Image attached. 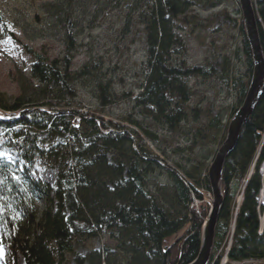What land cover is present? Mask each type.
<instances>
[{
	"label": "trees",
	"instance_id": "trees-1",
	"mask_svg": "<svg viewBox=\"0 0 264 264\" xmlns=\"http://www.w3.org/2000/svg\"><path fill=\"white\" fill-rule=\"evenodd\" d=\"M152 1L143 13L148 77L135 102L146 115L164 120L174 128L180 124L189 102L185 81L194 76L209 77L212 70L209 67L189 70L172 60L174 54L184 49L175 23L187 13L192 1ZM252 1L264 52V0ZM67 3L71 0H59L47 7L49 14L59 17L57 22L67 23L65 58L51 60L27 49L34 58L31 72L37 84L24 86L12 105L0 100V111L7 114L0 116V152L9 149L28 167L42 163L58 171L56 190L32 182L27 192L15 178L14 168L0 160V228L3 236L9 234L8 240L4 238V246L20 253L25 264H65L66 256L75 254L77 241L110 233L118 241L116 248L127 264H191L199 256L202 230L210 211L208 205H201L198 212L192 209L195 199L205 200L201 188L211 193L206 171L202 184L200 177L196 179L186 172L180 176L177 171L163 167L135 129L143 130L147 137L153 134L138 121H131L135 129L128 130L118 123L71 109L77 98L76 85L92 75V66H85L80 73L72 70L75 25L62 18ZM235 25L242 33L243 51L252 73V52L243 19ZM9 35L0 12V39ZM236 80L239 108L234 113L241 108L248 92V84ZM97 91L102 108L113 103L107 84H100ZM247 130L264 134V93L243 133ZM263 164L264 148L256 173L246 184L232 239L236 205L234 193L223 183L224 203L214 249L220 251L231 239L228 253L231 264L264 262V230L260 233L259 221V212L264 213V207L259 205L264 189L260 172ZM155 170L166 171L171 178L172 210L176 208L177 214L171 213L164 207L165 202L158 201L146 189L145 178ZM246 180L237 175L238 182ZM39 194L45 199L42 212L34 206V197ZM181 232L175 242L167 245ZM75 256L78 264H121L109 247L87 258ZM222 256L216 259L213 254L210 264H221Z\"/></svg>",
	"mask_w": 264,
	"mask_h": 264
},
{
	"label": "rangeland",
	"instance_id": "rangeland-1",
	"mask_svg": "<svg viewBox=\"0 0 264 264\" xmlns=\"http://www.w3.org/2000/svg\"><path fill=\"white\" fill-rule=\"evenodd\" d=\"M191 1L187 13L181 15L175 23L184 49L174 54L172 60L175 65L189 70L209 67L212 75L194 76L185 81L190 92L189 102L180 124L174 128L164 120L146 115L135 102L148 77L143 13L152 4V0H71L70 4L65 5L62 18L75 25L73 34L76 48L71 52L74 56L73 72L80 73L85 66H92V75L76 85L77 98L71 103V109L93 114L106 122L118 123L128 130L135 129L131 126V121L140 122L153 136L147 137L143 130H135L141 133L143 144L159 157L163 167L177 171L180 176L186 172L196 179L200 177L203 184L204 173L206 171L209 180V170L221 144L227 139L229 126L237 113L234 110L239 108L236 79L248 84L249 91L255 65L253 61V72L250 73L248 59L243 51V36L240 28L235 25L237 20L243 19L239 0ZM58 2L59 0H0V12L11 33L0 39V100L8 105H12L21 95L24 86L37 84L31 72L34 58L28 54L27 49L41 53L51 60H61L67 54V23L57 22L59 17L49 14L47 10L48 5ZM100 84L110 87L113 103L106 108H102L99 103L97 89ZM4 115L7 114L0 111V116ZM78 124L79 119L76 120V126ZM242 134L237 148L228 156L224 170V182L230 187L231 193H234L236 207L243 205L246 184L255 175L256 165L264 148V134L250 130ZM45 138V135L41 136L42 140ZM0 160L14 168L15 178L25 191H30L32 182L56 190L57 169L42 163L28 167L9 149L0 152ZM238 174L247 180L238 182ZM53 180L55 186L52 185ZM145 183L153 197L165 202L164 207L177 214L176 208L172 210L171 203L174 185L166 171L155 170L149 173ZM200 193L205 200L199 202L195 199L192 209L198 212L201 205H208L210 214L214 202L213 193L204 188H201ZM34 199L35 209L42 212L45 209L44 196L39 194ZM259 205L264 207L262 194ZM236 214L231 239L235 234L239 212ZM20 218L21 215H18L17 219ZM259 221L262 233L264 213L259 212ZM0 223L2 224L1 209ZM2 229L0 228V264H25L20 253H13L11 248L4 246V238L8 240L9 234L6 232L3 236ZM182 234L183 232L172 237L167 245L175 242ZM231 239L220 251L213 247L211 256L215 254L217 259L223 255L221 264H231L227 262ZM117 245L118 241L110 233H102L88 241H77L75 254L67 255L65 264H78L75 255L87 258L94 252H103L106 247L114 251L119 263L127 264L117 250Z\"/></svg>",
	"mask_w": 264,
	"mask_h": 264
},
{
	"label": "water",
	"instance_id": "water-1",
	"mask_svg": "<svg viewBox=\"0 0 264 264\" xmlns=\"http://www.w3.org/2000/svg\"><path fill=\"white\" fill-rule=\"evenodd\" d=\"M245 32L254 61L252 82L242 107L237 111L229 126L226 141L219 149L209 170V182L214 196L212 210L203 226L199 256L191 264H208L215 242V232L224 203L223 183L225 163L228 156L237 148L244 126L251 119L264 93V53L257 25L256 11L252 0H239ZM264 171V168H263Z\"/></svg>",
	"mask_w": 264,
	"mask_h": 264
},
{
	"label": "bare ground",
	"instance_id": "bare-ground-1",
	"mask_svg": "<svg viewBox=\"0 0 264 264\" xmlns=\"http://www.w3.org/2000/svg\"><path fill=\"white\" fill-rule=\"evenodd\" d=\"M244 23V22H243ZM258 25V24H257ZM245 27V26H244ZM259 31V30H258ZM260 35V34H259ZM261 41V40H260ZM256 167H257V165H256ZM263 168H264V164H263V166H262V168H261V175L264 177V171H263ZM256 171V170H255ZM52 185L53 186H55V181L53 180V182H52ZM261 194H262V196H264V189L262 190V192H261ZM242 202V201H241ZM241 207H242V204L241 205H239L238 207H236V211L237 212H239L240 210H241ZM236 212V213H237ZM237 215V214H236ZM227 257H228V255H227ZM211 260V259H210ZM222 261V260H221ZM227 262L228 263H230V261H229V258H227ZM208 264H210V262L208 263Z\"/></svg>",
	"mask_w": 264,
	"mask_h": 264
}]
</instances>
